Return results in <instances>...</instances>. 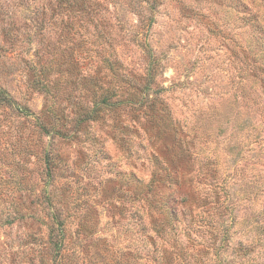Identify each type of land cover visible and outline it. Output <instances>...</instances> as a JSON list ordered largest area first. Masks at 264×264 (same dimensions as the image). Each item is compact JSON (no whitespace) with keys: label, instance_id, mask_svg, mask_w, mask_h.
<instances>
[{"label":"trees","instance_id":"16d2710c","mask_svg":"<svg viewBox=\"0 0 264 264\" xmlns=\"http://www.w3.org/2000/svg\"><path fill=\"white\" fill-rule=\"evenodd\" d=\"M56 1L62 11L80 18L97 5L92 0ZM254 41L262 53H243L240 68L246 78L237 87L241 94L230 99L234 110L247 108L252 132L243 135V143L237 130L232 131L229 151L234 157L244 156V149H252L248 145H256L263 150L264 162L262 29ZM145 46L147 64L142 72L125 65L115 48L94 50L96 69L82 77L85 94L82 100L68 98L69 105L59 101L57 91H52L55 86L38 79L37 87L50 97L34 116L38 141L5 130L6 117L0 114V145L6 144L0 148V228L24 227L18 249H11L13 260L80 264L90 246L109 249V239L99 229L100 204L90 198L72 202L65 195L79 166L68 147L76 146L74 155L89 158L86 169L102 164L112 174L105 185L115 183L111 194L102 196L124 219L127 243L115 248L118 257L113 264H264V222H257L251 237L240 231L235 213L239 199L229 189L237 181L238 169L224 174L221 162L222 127L229 115L221 121L219 107L208 104L196 110L194 120L177 117L168 98L185 81L166 86L160 79L165 74L162 62ZM0 108L17 112L22 120L33 114L1 87ZM105 138L113 140L131 170L124 172L111 163L112 155L103 148ZM149 167L147 180L134 170ZM253 186L255 197L264 192V183L255 180ZM235 235L241 238L234 243Z\"/></svg>","mask_w":264,"mask_h":264},{"label":"rangeland","instance_id":"374dc122","mask_svg":"<svg viewBox=\"0 0 264 264\" xmlns=\"http://www.w3.org/2000/svg\"><path fill=\"white\" fill-rule=\"evenodd\" d=\"M92 3L97 4L96 10L80 18L78 14L62 11L56 0H0V87L16 103L33 112L22 120L17 112L0 108L1 117H6L4 129L38 141L34 116L50 101L37 87L38 79L55 86L52 91H57L59 101L69 105L68 98L82 100L85 94L82 77L96 69V59L91 55L94 50L115 48L125 65L142 72L147 64L145 45H149L163 64L165 74L160 79L165 80V85L170 86L174 80L185 81L168 98L177 117L194 120L196 110L208 104L219 107L221 121L229 115L222 127L225 131L221 136V162L224 174L238 169L237 181L230 183L229 189L239 199L236 225H241L240 231L251 237L256 224L264 222V192L255 197L256 188L253 190L255 180L257 184L264 183L263 150L248 145L252 149H244V156L230 154L232 131L237 130L242 141L243 135L251 134L253 124L247 108L242 105L234 110L230 99L235 93L241 94L237 87L246 78L247 73L240 68L243 53L256 56L262 53L254 39L258 30L264 31V0H92ZM43 138L47 140L48 136ZM103 148L112 155V164L124 172L132 169L112 139L105 138ZM68 149L74 154L78 150L76 146ZM92 149H88L91 155ZM74 154L72 157L78 158L79 166L75 169L77 174L70 177L71 185L66 187L65 195L69 194L74 202L90 198L100 204L99 229L107 235L110 245L109 249L101 244L90 246L79 262L113 264L118 257L115 248L125 247L127 239L121 226L124 219L102 196L113 190L114 182L105 185V179L112 174L102 164L86 169L89 158ZM37 168H42L40 162ZM134 170L141 178L149 179L150 167ZM64 180L67 179L61 182ZM75 226L74 223L72 227ZM23 231L24 227L0 228V264H28L23 259L19 262V257L13 260L11 254L12 248L18 249V236ZM239 238L241 235H235L232 241L235 243Z\"/></svg>","mask_w":264,"mask_h":264}]
</instances>
